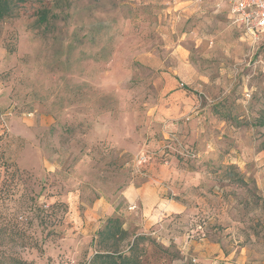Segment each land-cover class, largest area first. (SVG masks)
I'll return each mask as SVG.
<instances>
[{
  "label": "rangeland",
  "instance_id": "rangeland-1",
  "mask_svg": "<svg viewBox=\"0 0 264 264\" xmlns=\"http://www.w3.org/2000/svg\"><path fill=\"white\" fill-rule=\"evenodd\" d=\"M228 14L224 0H28L0 23L1 148L39 204L66 205L33 226L25 260L87 264L119 218L147 238L141 264H264V34ZM151 163L200 178L173 197L182 213L146 227L121 193Z\"/></svg>",
  "mask_w": 264,
  "mask_h": 264
},
{
  "label": "trees",
  "instance_id": "trees-1",
  "mask_svg": "<svg viewBox=\"0 0 264 264\" xmlns=\"http://www.w3.org/2000/svg\"><path fill=\"white\" fill-rule=\"evenodd\" d=\"M28 0H0V23L18 15L20 6ZM49 10H42L37 24L46 23ZM252 126L263 129L261 149L264 150V108ZM30 175L10 160L0 145V264H32L22 257L26 250H40L33 226L52 225L65 213L66 205L56 201L45 207L39 204L38 194L27 185ZM55 234L53 230L47 235ZM119 218H108L96 232L95 253L87 264H141L144 236L129 239Z\"/></svg>",
  "mask_w": 264,
  "mask_h": 264
},
{
  "label": "crops",
  "instance_id": "crops-1",
  "mask_svg": "<svg viewBox=\"0 0 264 264\" xmlns=\"http://www.w3.org/2000/svg\"><path fill=\"white\" fill-rule=\"evenodd\" d=\"M199 178L198 174L180 169L172 163L168 166L151 163L144 177L134 179L122 191L121 199L129 209L136 208L144 216L146 227L152 226L161 218L183 212V202L173 197L186 196L183 193L199 183ZM199 226L203 228L204 225H195L196 228Z\"/></svg>",
  "mask_w": 264,
  "mask_h": 264
},
{
  "label": "built area",
  "instance_id": "built-area-1",
  "mask_svg": "<svg viewBox=\"0 0 264 264\" xmlns=\"http://www.w3.org/2000/svg\"><path fill=\"white\" fill-rule=\"evenodd\" d=\"M201 2L202 0H195ZM228 7V15L231 25L240 31L253 42L260 41L264 34V0H224ZM144 160V153L140 156ZM199 234L203 233L201 226L196 228Z\"/></svg>",
  "mask_w": 264,
  "mask_h": 264
}]
</instances>
